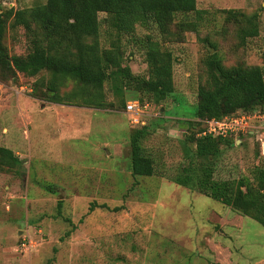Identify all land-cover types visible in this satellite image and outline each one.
Here are the masks:
<instances>
[{
    "label": "rangeland",
    "instance_id": "rangeland-1",
    "mask_svg": "<svg viewBox=\"0 0 264 264\" xmlns=\"http://www.w3.org/2000/svg\"><path fill=\"white\" fill-rule=\"evenodd\" d=\"M44 1L0 0V11ZM195 9L173 13L165 34L151 23L134 27L133 35L149 33L170 53L173 88L158 103L132 88L119 98L104 82L103 105L85 104L71 79L57 88L67 100L51 102L39 95L46 70L0 80V146L16 159L13 166L0 164V264H264L258 222L195 185L172 181L189 175L195 182L206 173L254 184L257 175L259 181L264 106L230 115L244 120L236 119L230 127L237 129L225 135L229 143L221 141L208 158L196 157L178 121L196 118V87L206 84L203 60L211 53L204 38L223 66L256 65L264 81V0H195ZM226 9L235 14L227 16ZM249 15L257 34L241 40ZM106 18L97 13L93 39L101 48L117 44L130 72L147 76L142 50L132 37L116 35ZM4 23L7 55L23 56L30 40L41 38L33 23L28 31L11 17ZM132 101L137 109L126 112ZM141 125L147 133L140 144L153 164L149 176L130 172L129 134Z\"/></svg>",
    "mask_w": 264,
    "mask_h": 264
},
{
    "label": "trees",
    "instance_id": "trees-1",
    "mask_svg": "<svg viewBox=\"0 0 264 264\" xmlns=\"http://www.w3.org/2000/svg\"><path fill=\"white\" fill-rule=\"evenodd\" d=\"M189 11L199 12L195 9V0H45L27 10L9 7L0 11V80L15 72L32 76L46 70L49 79L39 95L51 102L67 100L68 96L59 95L57 88L64 79H71L79 83L78 91L84 94L85 104L103 105L104 82H108L111 92L119 98L124 88H132L149 94L152 101L158 103L173 88L170 53L160 48L149 33L139 37L133 35L134 27H146L151 23L160 34H165L173 13ZM224 11L227 16L235 14L230 9ZM98 12L107 14V25L115 30L116 35L132 37L142 50L147 76L130 72L129 67L122 63V51L117 44L108 48L98 46L93 39L98 29ZM9 17L13 24H20L27 31L30 23L40 29L41 38L31 39V49L23 56L7 55L1 43L4 22ZM244 18L250 25L240 30L241 40L257 34L251 15ZM87 37L93 40L87 41ZM203 42L211 48V53L203 60L206 84L196 87L193 112L196 118L178 122L184 127V140L193 142L196 157L208 158L215 153L221 141H228L221 135H200L203 123L200 120L221 119L237 113V110L264 106V81L260 67L223 66L214 43L206 38ZM120 101L123 104L122 99ZM194 126L198 127L190 130ZM146 133V127L141 125L129 134L130 172L133 175L149 176L154 172L152 160L140 144ZM15 161L11 151L0 146V164L13 166ZM256 171L255 168L253 173ZM257 172L259 181L257 175H253L255 184L247 177L213 179L209 173L195 182L189 175L175 177L172 181L181 186L195 185L205 196L249 216L264 228V170L258 169ZM56 207L58 210L59 201Z\"/></svg>",
    "mask_w": 264,
    "mask_h": 264
},
{
    "label": "built area",
    "instance_id": "built-area-1",
    "mask_svg": "<svg viewBox=\"0 0 264 264\" xmlns=\"http://www.w3.org/2000/svg\"><path fill=\"white\" fill-rule=\"evenodd\" d=\"M138 107V103L135 101L127 102L125 105V111H134ZM240 120H244L243 116H238ZM238 117H227L223 116L221 119H201L200 121L202 123V130L199 132L200 135L209 134V135H221L225 136L228 132L234 131L237 128H231V125H234L236 123V119ZM248 118V117H246ZM240 123V122H239Z\"/></svg>",
    "mask_w": 264,
    "mask_h": 264
}]
</instances>
